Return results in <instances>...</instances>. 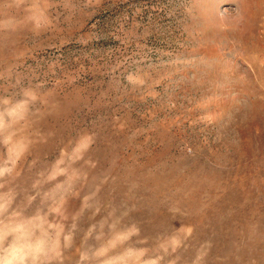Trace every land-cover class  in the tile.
<instances>
[{
	"label": "rangeland",
	"instance_id": "374dc122",
	"mask_svg": "<svg viewBox=\"0 0 264 264\" xmlns=\"http://www.w3.org/2000/svg\"><path fill=\"white\" fill-rule=\"evenodd\" d=\"M0 264H264V0H0Z\"/></svg>",
	"mask_w": 264,
	"mask_h": 264
}]
</instances>
